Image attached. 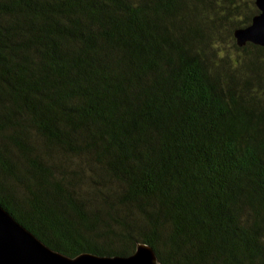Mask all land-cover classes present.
Listing matches in <instances>:
<instances>
[{"label":"trees","instance_id":"1","mask_svg":"<svg viewBox=\"0 0 264 264\" xmlns=\"http://www.w3.org/2000/svg\"><path fill=\"white\" fill-rule=\"evenodd\" d=\"M256 14L0 0V205L68 257L264 264V47L233 36Z\"/></svg>","mask_w":264,"mask_h":264},{"label":"water","instance_id":"2","mask_svg":"<svg viewBox=\"0 0 264 264\" xmlns=\"http://www.w3.org/2000/svg\"><path fill=\"white\" fill-rule=\"evenodd\" d=\"M258 14L245 28L234 31L239 47L251 43L264 47V0H255ZM0 264H161L147 244H137L129 256H98L81 253L68 257L41 242L0 205Z\"/></svg>","mask_w":264,"mask_h":264},{"label":"rangeland","instance_id":"3","mask_svg":"<svg viewBox=\"0 0 264 264\" xmlns=\"http://www.w3.org/2000/svg\"><path fill=\"white\" fill-rule=\"evenodd\" d=\"M223 48L225 51H234L235 49L229 48V43L228 44H223Z\"/></svg>","mask_w":264,"mask_h":264}]
</instances>
